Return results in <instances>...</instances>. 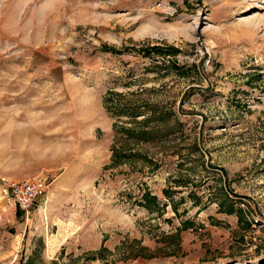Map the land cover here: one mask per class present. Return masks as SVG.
<instances>
[{
	"label": "rangeland",
	"instance_id": "obj_1",
	"mask_svg": "<svg viewBox=\"0 0 264 264\" xmlns=\"http://www.w3.org/2000/svg\"><path fill=\"white\" fill-rule=\"evenodd\" d=\"M37 174L0 264H264V0H0V187Z\"/></svg>",
	"mask_w": 264,
	"mask_h": 264
},
{
	"label": "trees",
	"instance_id": "obj_2",
	"mask_svg": "<svg viewBox=\"0 0 264 264\" xmlns=\"http://www.w3.org/2000/svg\"><path fill=\"white\" fill-rule=\"evenodd\" d=\"M168 49H163L159 46H151V47H145L143 48V53L150 55V51L155 52V53H164L166 54L168 53H175L177 50L174 47H167ZM107 50V49H105ZM114 50V49H113ZM130 114H136V111H131ZM148 120H145L144 122L141 121H134V126L133 127H122L127 138L129 137L132 140L135 141H147V140H152L153 137L150 136V134L153 132L151 131L152 129H158L157 127L154 128H150L148 127ZM136 123V124H135ZM136 125V126H135ZM131 155H133L131 153V151H125L121 148L119 149H113V154H112V159L113 161H118L119 159L123 160V159H128ZM145 158V157H143ZM165 194L169 195L171 193L170 189H166ZM142 198H143V202L146 205V207L150 208L154 205L156 206L158 204L157 202V197L155 195H152L149 191L145 190L144 193L142 194ZM175 208V206H174ZM21 211V210H20ZM227 213H235L237 215H239L242 219L241 216V209L234 207V204L230 203L226 209ZM240 219V218H239ZM191 221H189L188 219H186L185 221L182 222V227L183 228H187L189 227V225H191ZM172 237H177L178 239L173 240V243L175 245H177V247L179 246V231H177L174 235H172Z\"/></svg>",
	"mask_w": 264,
	"mask_h": 264
},
{
	"label": "built area",
	"instance_id": "obj_3",
	"mask_svg": "<svg viewBox=\"0 0 264 264\" xmlns=\"http://www.w3.org/2000/svg\"><path fill=\"white\" fill-rule=\"evenodd\" d=\"M49 184L48 176L37 174L21 181H5L0 192L7 203L26 214L46 195Z\"/></svg>",
	"mask_w": 264,
	"mask_h": 264
},
{
	"label": "crops",
	"instance_id": "obj_4",
	"mask_svg": "<svg viewBox=\"0 0 264 264\" xmlns=\"http://www.w3.org/2000/svg\"><path fill=\"white\" fill-rule=\"evenodd\" d=\"M22 213H24L23 211H21ZM34 214H41L42 212H43V204H39V203H37L36 205H35V208H34V210L32 211ZM29 226V225H28ZM26 229V228H25ZM25 235H26V233H25V231H24V233L21 235V237L16 241V244L17 243H22L23 242V247L25 246V250H26V248H27V243H25ZM11 246V248L6 252V250H2V251H0V259H5L6 258V256H13L14 255V252H13V249H15V247L14 246H16L15 245V243H13L12 245H10ZM24 255H25V252H24ZM21 256H23V254L21 253Z\"/></svg>",
	"mask_w": 264,
	"mask_h": 264
}]
</instances>
